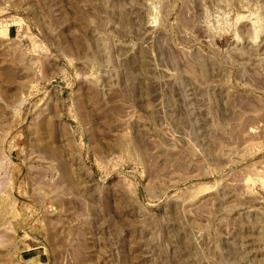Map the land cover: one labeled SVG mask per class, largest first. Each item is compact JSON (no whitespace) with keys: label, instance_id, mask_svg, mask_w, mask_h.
Masks as SVG:
<instances>
[{"label":"rangeland","instance_id":"obj_1","mask_svg":"<svg viewBox=\"0 0 264 264\" xmlns=\"http://www.w3.org/2000/svg\"><path fill=\"white\" fill-rule=\"evenodd\" d=\"M0 264H264V0H0Z\"/></svg>","mask_w":264,"mask_h":264}]
</instances>
